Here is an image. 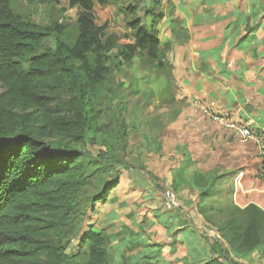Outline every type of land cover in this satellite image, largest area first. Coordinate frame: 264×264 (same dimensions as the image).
I'll list each match as a JSON object with an SVG mask.
<instances>
[{
	"label": "trees",
	"instance_id": "trees-1",
	"mask_svg": "<svg viewBox=\"0 0 264 264\" xmlns=\"http://www.w3.org/2000/svg\"><path fill=\"white\" fill-rule=\"evenodd\" d=\"M12 1L0 0V264H83L67 252L74 238L87 249L86 264H110L111 235L83 229L121 179L101 100L114 73L136 58L176 84L172 41L161 39L165 8L162 0H144L140 15L138 0H35L57 13L76 10L78 35L70 46L58 18L36 24ZM97 143L106 149L93 155L86 146ZM181 154L192 166L190 154ZM207 173L193 169L191 186L200 190L197 209L220 238L197 232L193 249L210 255L199 254L193 264H250L252 254L264 255V209L207 205L221 190Z\"/></svg>",
	"mask_w": 264,
	"mask_h": 264
},
{
	"label": "rangeland",
	"instance_id": "rangeland-1",
	"mask_svg": "<svg viewBox=\"0 0 264 264\" xmlns=\"http://www.w3.org/2000/svg\"><path fill=\"white\" fill-rule=\"evenodd\" d=\"M136 3L142 15L147 1ZM170 4L162 0L165 9H171ZM12 6L21 16L39 25L58 18L66 27L62 40L67 45L74 44L78 35L76 10L57 13L51 4L35 0H13ZM45 45H53V39H48ZM114 76L112 89L101 100L104 110L101 123L108 131L113 151L122 160L117 168L121 173L120 184L111 191L106 203L95 206L93 215L89 212L83 225V229L91 225L111 235L110 264H155L156 260H160L158 264H169L173 259L170 252L173 238L166 236L171 240L168 244L165 232L159 225L156 227L157 216L162 221L168 212H179L199 235L208 238L213 237L210 231L218 233L196 207L200 190L191 186L195 168L208 172L205 175L208 179L217 177L220 184L219 196L205 199L207 205L226 208L249 200L264 203V150L254 143H241L185 96L178 83L174 85L155 68L144 67L138 58ZM123 128L125 138L121 140L118 135ZM177 145L184 148L178 149ZM86 149L96 155L106 148L97 143L88 144ZM181 152L190 154L194 167L186 164ZM243 177L260 188L254 190L252 197L242 196ZM167 191L174 195L175 207L171 210L165 208ZM188 232L189 229L180 231L179 240L185 244H189ZM154 241L162 243L160 248L151 245ZM67 252L86 264L87 249L80 246L78 238L70 241ZM258 255L252 254L248 262L264 264Z\"/></svg>",
	"mask_w": 264,
	"mask_h": 264
},
{
	"label": "crops",
	"instance_id": "crops-1",
	"mask_svg": "<svg viewBox=\"0 0 264 264\" xmlns=\"http://www.w3.org/2000/svg\"><path fill=\"white\" fill-rule=\"evenodd\" d=\"M168 1L171 9H165L160 30L163 41H172L168 56L176 84L195 105H210L264 133V0ZM241 180L243 197H252L255 189L260 190L244 177ZM250 203L264 209V203L257 200L238 205L244 208ZM166 214L162 221L157 216L156 227L159 225L165 232V238H173V259L167 263L193 264L199 254L210 255L209 251L193 249L191 240L196 241L199 233L185 217L177 211ZM186 229L190 233L189 244L179 240L180 231ZM161 244L151 243L158 247ZM258 258L264 263V256Z\"/></svg>",
	"mask_w": 264,
	"mask_h": 264
},
{
	"label": "built area",
	"instance_id": "built-area-1",
	"mask_svg": "<svg viewBox=\"0 0 264 264\" xmlns=\"http://www.w3.org/2000/svg\"><path fill=\"white\" fill-rule=\"evenodd\" d=\"M201 108L217 124L231 131L232 134L241 143H254L258 146L261 151L264 150V133L255 130L249 123L238 118L232 117L229 113L218 112L217 110L213 109L210 105L203 104ZM173 196V193H171L170 191H167L165 195V208L168 210L174 209L173 207H175V203L173 204ZM209 233L213 237L220 238L219 233H216L214 231H210Z\"/></svg>",
	"mask_w": 264,
	"mask_h": 264
}]
</instances>
